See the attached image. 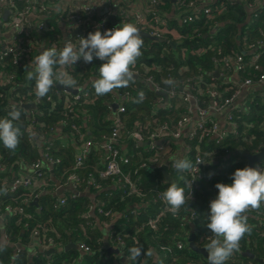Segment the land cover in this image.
I'll use <instances>...</instances> for the list:
<instances>
[{"label": "trees", "instance_id": "1", "mask_svg": "<svg viewBox=\"0 0 264 264\" xmlns=\"http://www.w3.org/2000/svg\"><path fill=\"white\" fill-rule=\"evenodd\" d=\"M164 1L168 5L166 11L170 6H174L172 0ZM27 2L28 0H19V10H25L29 6L34 8L38 5V3L28 4ZM57 6L58 4L53 0L50 7H46L45 10L40 11L41 9L35 8L37 14L44 16L43 21L50 23L52 30H46L43 33L33 32L31 39L34 41L43 39L46 48L53 44H58L62 48L63 45L64 34L59 24L61 16L54 9ZM92 6L94 8V4ZM124 7H126L124 0L118 1L111 8V16L105 13L104 5L98 8L102 14H107L109 18L114 16L118 26L121 24L118 9ZM81 10L80 14L85 21L91 22L85 8ZM98 13L99 11L93 17L94 21H98ZM248 15V9L240 0L231 5L224 15L204 20L197 25H180L174 17L170 18L169 15H166L165 21L181 31V40L177 42L176 46H172L168 42L143 39L142 55L132 69L133 72L137 71L138 75L133 77L127 87L115 90L108 95H96L97 100L94 102L75 104V113L70 114L67 118L64 116L65 108L63 106H57L56 110H52V102L61 98L60 92L63 91L57 86H54L47 94L52 97L53 101H49L45 96L44 104L41 107L42 114L33 113L30 117L26 107H17L21 111V117L15 123L23 132L20 144L13 152L6 149L0 142V165L5 168L4 173L0 172V218L5 219L4 225H0V238L4 232L10 241V244L5 245L2 250L0 249V264H71L79 257L78 252L74 249L58 252L53 257H48L44 253L33 254L34 257H32L29 255L32 250L28 248L22 252H16L13 248L14 243H22L25 247H31L41 245V243L48 245L50 240H53V244H51L53 248L57 249L66 250L69 240L86 246L89 252L85 254L83 264H126L129 249L132 247H142L146 253H151V255L141 256L138 264H208L204 256L190 248V239L194 236L195 246L203 249L209 242L207 238L211 232L207 229L206 224L208 223L207 216L210 215V201L218 193L215 184L218 182L231 183L234 171L244 168L248 164L247 160L237 155V152L244 151L254 155L264 148V90L256 88L253 93L247 91L241 103L236 106V109L240 108L234 113L238 131L236 136L227 139L220 146H216L213 139L203 142L201 146V156L205 162L203 177L194 176L196 180L195 198L189 200V207L186 204L177 216H173L167 207L159 201L158 193H162L172 182L185 187L191 180L188 172L179 173L176 169L171 168L169 179L166 182L163 181L160 169L157 172L153 170L156 172L153 173L154 176L161 180L159 182L154 180V176L148 178L144 173L145 170L135 174L136 169L140 166L138 163L148 159L144 155V157H140V161L133 158L131 165L122 166V171L133 177L138 190L144 195L142 197L124 191L122 187L117 188L113 179H106L100 181L102 188L100 192L91 190L90 195L91 193L96 194L95 200L88 194L74 197L72 193H67V206L61 207L57 206L58 201L50 195L42 196L39 199L41 207L39 212L34 205L21 203L24 197L32 198L30 192L10 195L8 181L12 179V173L19 174L20 169L26 163H28L26 165H32V163L41 160L39 152L41 145L31 140L33 134L26 132L33 123L37 127L34 136L41 138L42 129L47 134H54L55 130L60 128V122L67 121L68 125L64 126L61 132L63 136L54 139L56 146L53 153L55 158L62 160V163L55 169L54 176L63 183L67 175L74 172L75 158L81 153L80 145H77L75 150L71 148L69 142H64L68 141L66 135L72 134L79 138L84 134L87 136L85 132L87 131L89 139L96 140L110 134L111 108L116 100L123 101L125 94L128 93L132 96L130 102H123L127 106L124 120L128 129L132 132L140 131L139 125L147 126L149 133H153L163 125L174 126L184 117L189 103L183 100V96L190 90L188 87L190 85L196 86L197 91L194 97L197 99L198 108L204 110L210 109L213 105V99L209 93L212 89L219 90L217 101L231 97L240 85L228 79L232 68H225L221 60L224 57L239 55L247 59L249 55H245V51L248 52L252 44L264 42V16L257 21L252 20V23H248ZM108 28H115L110 20ZM249 28L253 31L250 34L247 33ZM214 31L215 34H212ZM1 45L0 43V49ZM260 51L264 52V49ZM0 60H2L0 67H6L10 73L16 74L19 79L22 78V83L23 80L28 82L24 70L13 64L11 56H0ZM102 63L103 61L94 58L93 62L76 67L72 76L78 81L77 88L87 84V87H91L95 93L91 81L98 77V69ZM215 71L222 73L225 79L216 78ZM250 73L247 77L255 79L256 72ZM149 78H153L158 84L160 93H156L154 88L147 83ZM166 79H171L174 83L166 85L164 83ZM187 81L192 82L187 83ZM63 87L70 91L77 89ZM14 88V86H8L0 94V112L10 101H19L18 93L14 91ZM173 91L178 93L176 98L171 96ZM141 92L143 93L142 100L139 95ZM161 93L168 96V102H165V97L160 95ZM70 97L72 99L73 96ZM137 100L140 102H136ZM246 111L249 112L250 119L247 118ZM71 125H79L80 128L77 129L79 133L71 130ZM94 131H97L98 135H95ZM70 142L73 143V141ZM93 156H96L95 160L99 159V156L103 160L104 152H96ZM92 157L88 160L90 162L86 167L78 172L81 185L79 189L82 193L90 188L91 178H97L100 171L97 168V161L91 162ZM256 167L263 168L264 162ZM41 170L42 173H46L43 168ZM181 176L184 177L183 180L180 179ZM157 184L159 186H156ZM112 186L113 188H111ZM9 205L23 208L25 213L10 217L5 210ZM93 209L96 211L91 215ZM98 209L103 212L99 213ZM108 213L109 215H107ZM192 213H196L198 216L195 221H190L189 216ZM159 214H161V218L154 231L147 227V223ZM118 215L123 217L114 225L112 230L114 236L108 237L107 241L109 247L119 249V254L111 253L108 256L106 237L96 228V221H100L104 226L111 225ZM247 217L252 231L244 237L239 252L235 253L227 264H264V206L259 210L248 212ZM84 227L86 236L83 237L80 234ZM120 241L125 244L120 245ZM180 243L184 247L183 250L178 249ZM246 253L253 255L258 261L250 259L245 255Z\"/></svg>", "mask_w": 264, "mask_h": 264}, {"label": "built area", "instance_id": "2", "mask_svg": "<svg viewBox=\"0 0 264 264\" xmlns=\"http://www.w3.org/2000/svg\"><path fill=\"white\" fill-rule=\"evenodd\" d=\"M52 1L53 0H28V4L38 3V5L34 6V8L29 6L25 10L21 11L18 8L19 0H0V8L7 7L9 9L10 19L6 28H8L12 33L11 39L1 45L0 56H11L13 58V64L22 68L25 75V66L29 65L32 59H34L40 51H43V48H46L44 46L43 39L34 41L31 39V34L33 32L43 33L46 30H52L50 23L44 22V16L37 14L36 9H41L40 11L45 10L46 7H50ZM118 1L120 0H99L102 4H96V0H54V2L58 4V6L54 9L59 12V15L61 16L59 17V24L61 27L63 24L66 27V32L63 33L64 41L62 47L64 46L65 39H71L73 44L78 45L80 37H87L85 34L94 32L97 29H99L102 33L111 29L108 28V21L111 18H109L108 15H112L110 12L111 8L114 4H117ZM172 1L174 3L172 8L176 15L175 19L178 20L180 25H197L204 20H211L215 17H220L229 10L231 5L239 2V0ZM240 1L243 2L248 9L251 17L250 23L253 22L252 20L257 21L264 16V4L263 2L260 3V0ZM124 2L126 7L122 9L117 8L121 16L120 23H132L136 25L140 31L148 34L154 40H166L169 43L175 44H178L177 42L181 40V31L176 27H172L165 21L167 17L166 15H168V11H166L168 5L164 0H124ZM91 4H94V8ZM90 5L91 7L87 8ZM103 5L105 13L108 15L105 13L102 14L98 8ZM83 8H85V10L89 13L91 22H86L84 17L80 14L82 11L81 9ZM97 11H99L97 14L98 21H94L93 17ZM79 32L80 34H78ZM252 32L253 31L249 28L247 33L250 34ZM53 45H55L57 49H60L58 44ZM53 45H51V47ZM262 49H264V42H257L256 44H252L248 52L245 51V55H249L247 59L239 55L237 57H224L221 60V63L225 66V68H232V72L235 75H239L241 80L239 84L240 87L231 97L224 100L220 99V101H217L219 90H210L209 93L213 99V105L210 109L204 110L198 108L197 99L194 97L197 88H195L196 86L193 87V85L188 86L190 90L183 96V100L189 103V106L184 113V117L174 126L163 125L153 133H149L147 126L142 127L139 125L138 128L141 129L140 131H130L124 120V117L127 114V106L126 103L123 102H130L132 99V96L127 93L122 99L123 101L118 99L113 103V107L111 108L112 127L110 134L96 140H90L87 131L85 130L84 131L87 136L84 134V136L81 135L79 138L75 135L67 134L66 136L68 141H73L75 145H80L81 153L75 158L74 172L67 175L65 182L62 183L57 179L58 185L60 183V187H63L62 192L68 191L69 193H72L74 197L78 196H75L73 192H71L72 190L79 195L84 194V192L82 193L79 189L81 185L78 172L80 169L86 167L88 160L96 152H104L103 160H101L104 165L98 172V177L91 178L90 189L100 192L102 189L100 181L113 179L117 188L122 187L124 188V191H128L131 194H138L142 197L144 195L138 190L136 182L133 180L131 174H125L122 171V166L131 165V160L136 157V155L124 152V144L128 143L136 150H139V147L144 144H149L148 149L142 151V155H147L148 159L140 164V166L136 169L135 174L141 170L151 169L157 171L158 169H161L166 162H170L173 159L175 145L179 144L181 146L180 149L183 151L181 158L189 159L194 165L198 161L203 162L197 165L199 170L194 168L191 172H188L191 180L185 187H183L186 197H190V200H193L195 198L196 188V180L194 176L202 178V172L205 167V162L201 156V146L203 142L208 139H213L215 141V145L220 146L227 139L236 136L238 131L235 125L234 113L240 110V108L236 109V106L241 103L244 98L242 95L243 89L252 91V93L256 91V88L257 90H264V52L260 51ZM0 61L2 62V60ZM85 65H87V63H85L83 58H81L75 65L69 68L68 71L72 75L76 67H82ZM250 72H256L255 79L247 77ZM133 73L135 77L138 75L137 71H134ZM257 73L260 74L257 75ZM220 77L223 78V80L225 79L222 73ZM21 80L22 78L19 79L16 74L10 73L6 70V67H0V94L8 86H14V91L18 93L17 97L19 98V101L17 102L10 101L8 105L1 110L0 118H4V115L11 110L13 105L16 107H26V109L27 106H30L27 109L30 113V117L33 113L42 114L41 107L44 104L45 97L38 98L35 95L34 81L28 79V82L23 80L22 83ZM190 82L192 81H187V83ZM147 83L154 88L156 93H160V88L153 78H149ZM58 85L59 84L57 83L56 86L58 87ZM82 86L84 87H79L71 91L63 88V91L60 92L61 98L54 101L51 96L46 95L49 101H53L52 110H56L57 106H63L65 108L64 116L67 118L70 114L75 113V104L96 101L97 96L93 93L92 88L87 87V84ZM162 94L163 93L160 95ZM70 96H73L72 99ZM171 96L172 98H176L178 93L173 91L171 92ZM164 105L167 104L164 103ZM245 114L247 115V118L250 119L249 112L246 111ZM194 115L197 117L196 121H194ZM220 121L225 122L228 129H231L229 131L228 129L226 131L221 130ZM67 125V121L60 122V131L62 132L64 129L63 127ZM70 127L71 130L79 133V130H77L80 128L79 125H71ZM36 130L37 127L33 123L28 127L26 132L33 134L31 140L38 142L41 145V148L39 149L41 160L32 163V165H26L28 164L26 163V166L24 165L22 167L23 172L8 181L10 195L20 194L23 192H30L32 194V198H22L21 203L23 205L31 204L39 197L41 198L42 196L47 195L46 193L52 192L54 181L51 180V177L49 176L50 171H55L57 166L62 163L60 158H55L53 156L56 142H54V139L49 140L48 138L49 135L54 137L53 133L47 134L42 129L40 132L41 138H38L34 136ZM62 136L63 134L60 133L59 137ZM159 141H161L162 144L156 145ZM178 150L179 147L175 149V154ZM42 168L46 171V173H42ZM171 168L175 169L173 164ZM262 169H264V167ZM4 170L5 168L0 165V172L4 173ZM13 174L15 173L13 172ZM54 178L56 179L55 176ZM64 188H67L68 190H65ZM121 191L124 193L123 190ZM160 194L161 193H158V199L164 206H166L161 200ZM57 201V206L65 207L67 206L68 198L59 199ZM5 210L6 214L10 217L23 215L25 213L23 208L13 207L11 205L7 206ZM94 211H96V209ZM98 212L102 213L103 210L98 209ZM107 215H109V213ZM160 218L161 214L151 218L147 223V227L155 231ZM189 218L190 221H195L198 219V216L196 213H192ZM1 219L2 218H0V221ZM4 221L2 225H4ZM112 236H114L113 231H109L107 238ZM5 240V242L10 244L9 237L7 235H5ZM49 243L50 244L48 245H44L42 243L41 245L38 244L39 249H37V253H39V250L42 253L50 251L53 248L51 245L53 244V240H50ZM119 244L124 245L125 243L120 241ZM183 248L184 247L181 243L178 244L179 250H183ZM80 249H82L86 254L89 252V249L86 246H80ZM112 249L116 250L117 248ZM60 250L64 249L60 248Z\"/></svg>", "mask_w": 264, "mask_h": 264}, {"label": "clouds", "instance_id": "3", "mask_svg": "<svg viewBox=\"0 0 264 264\" xmlns=\"http://www.w3.org/2000/svg\"><path fill=\"white\" fill-rule=\"evenodd\" d=\"M96 4L102 3L96 0ZM143 44L140 30L132 23H121L103 33L97 29L86 38L80 37L78 45L73 44L71 39H65L64 46L60 49L55 45L43 48L25 66L26 77L35 82V95L43 98L57 83L66 88H77L78 81L68 69L81 58L85 63H91L97 58L103 63L99 66L98 77L91 81L92 87L97 96L108 95L127 87L133 80L132 69L142 55ZM164 83L172 85L174 81L166 79ZM139 95L142 100L143 93ZM20 117L21 111L13 105L7 116L0 118V142L9 151L16 150L23 135L15 123ZM173 161V166L179 173L191 172L194 168L199 170L197 165L203 163L198 161L194 165L189 159L181 157H173ZM180 179L183 180L184 177L181 176ZM231 181L216 183L218 193L210 201L206 227L211 235L205 246L208 264H227L239 252L241 241L252 231L247 222V213L264 206V169L251 166L238 168L232 174ZM160 197L173 216H177L186 204L189 207L190 197H186L184 188L176 182L170 183ZM146 254L151 255L142 247H132L126 264H138L140 257Z\"/></svg>", "mask_w": 264, "mask_h": 264}, {"label": "crops", "instance_id": "4", "mask_svg": "<svg viewBox=\"0 0 264 264\" xmlns=\"http://www.w3.org/2000/svg\"><path fill=\"white\" fill-rule=\"evenodd\" d=\"M261 2H263V4H264V0H260V3ZM168 11V15H169V17L170 18H176V15H175V12H174V10H173V8L170 6V8L167 10ZM111 12V11H110ZM249 17L248 18H251L250 17V15H248ZM8 18H9V9L7 8V7H1L0 8V27H1V29H2V31L0 32V43L1 44H3V43H5L7 40H9V39H11V37H12V33L10 32V30L8 29V28H6V25L8 24ZM224 25H226V24H224ZM223 25V26H224ZM61 29H62V31H63V33H65L66 32V27H65V25L63 24V26L61 27ZM233 71V70H232ZM215 72H218V71H215ZM219 73V72H218ZM221 74L219 73V76H220ZM230 76H229V80L230 81H235L236 83H238V84H240V77H239V75H235L233 72H231L230 74H229ZM246 93H247V90L246 89H243V91H242V95L243 96H245L246 95ZM165 97V96H164ZM165 101L166 102H168V96L166 95V97H165ZM196 119H197V117L194 115V121H196ZM97 125V124H96ZM98 126V125H97ZM98 127H100V126H98ZM220 127H221V130H223V131H226L227 129H228V126H227V124L225 123V122H221L220 121ZM56 132L53 134L54 135V137H52L51 135H49V140H51V139H57V137H59V134L61 133V131H60V128H58V129H56L55 130ZM94 133H95V135H98L97 134V131H94ZM87 134H88V132H87ZM64 142H69L70 143V145H71V148H73V149H75L76 150V148H77V145H75L74 143H71L70 141H64ZM162 144V142L161 141H159L156 145H161ZM63 145H65L64 143H63ZM65 146H68V145H65ZM148 146H149V144H144V145H142V146H140L139 147V150H136V149H134L130 144H128V143H125L124 144V152H127L128 154H132V155H136V157H135V159H137V160H141L140 159V157H144L143 155H142V151H145V149H148ZM69 147V146H68ZM179 147V150H178V152L175 154V149L176 148H178ZM180 145L179 144H176L175 145V148H174V157H182V155H183V151L180 149ZM146 157H148L147 155H146ZM95 158H96V156H93L92 157V161L91 162H96L97 161V168H98V170H101L102 169V167H103V165H104V163L101 161V156H99V159H96L95 160ZM143 161V160H142ZM90 161H88V163H89ZM142 163V162H141ZM141 163H138L139 165L141 164ZM174 163V161H173V159L170 161V162H166L165 163V165L164 166H167L168 167V170H167V173H168V179H169V171L171 170V166H172V164ZM21 170V172L19 173V174H17V173H15V174H13L12 173V179L15 177V176H17V175H20L22 172H23V169L21 168L20 169ZM49 170H51V169H49ZM157 172V171H156ZM156 172H153V170H151V169H147V170H145V174L147 175V177L149 178V176H154V174L153 173H156ZM160 173V172H159ZM99 174V173H98ZM161 174V176L163 177V181L164 182H166L168 179H166L165 177H164V175L162 174V173H160ZM49 176L51 177V180H53L54 181V185H53V187H52V192H50V193H46L47 195H50V197H53V199H56V201L57 200H61V199H63V198H67L66 196H67V193H69L68 191H64V192H62V188L63 187H60V183H59V185H58V180L57 179H55L54 178V170H51L50 171V174H49ZM161 177V178H162ZM154 180H156V182H159V181H161V180H159L156 176H154ZM158 185V184H157ZM111 188H113V186L111 187ZM65 190H68L67 188H64ZM91 190L92 189H87L86 191H84V194L85 195H89L93 200H95L96 198V194L94 193V194H92L91 193V195H90V192H91ZM92 191H94V192H96L95 190H92ZM54 193V194H53ZM47 195H44V196H47ZM39 199H40V197L38 198V199H36V200H38V206H35L36 208H37V210L40 212L41 211V207H40V204H39ZM35 201V200H34ZM33 203V202H32ZM31 203V204H32ZM93 214H95V211H94V209L92 210V212H91V215H93ZM122 217H121V215H118V216H116V218L114 219V221H113V223L111 224V225H107V226H104L100 221H96V228H98L99 229V231L100 232H102L104 235H105V237H106V240H105V244H106V246H107V248H108V250L109 249H112L111 247H109L108 246V241H107V236H108V234H109V231H112L113 230V228H114V225L117 223V221H119L120 219H121ZM3 221H4V218H2L1 219V224H3ZM0 224V225H1ZM1 226H3V225H1ZM2 228V227H1ZM85 233H86V228L84 227V228H82L81 229V236H86L85 235ZM192 238V237H191ZM6 240H5V234H4V232H2V235H1V238H0V249L2 250V248H4V246L5 245H8V243L7 242H5ZM70 243H73L75 246H78V248H76V247H74V248H71V249H74V250H76L77 252H78V254H79V257L77 258V260L75 261V262H71V264H83V262H84V257H85V252L82 250V249H80V246H81V243H78V242H74V241H72V240H69V242H68V244H67V246L70 244ZM13 248H14V251H16V252H22V251H24V250H27V248L28 249H30V250H32V251H30L29 252V255L30 256H32V257H34V255H37L38 253H37V249H39L38 248V245H34V246H31V247H25V246H23L22 245V243H14L13 244ZM68 250H70V249H67V250H60V249H57V248H52L50 251H48V252H51V254H48V252L47 253H44L45 255H47L48 257H53L54 255H56L58 252H62V251H68ZM114 250V249H113ZM116 250H119V249H116ZM39 253H42V252H40V250H39ZM34 254V255H33ZM108 256H109V252H108ZM251 259V258H250ZM252 259H254L255 261H258V259H255L254 257L252 258Z\"/></svg>", "mask_w": 264, "mask_h": 264}, {"label": "water", "instance_id": "5", "mask_svg": "<svg viewBox=\"0 0 264 264\" xmlns=\"http://www.w3.org/2000/svg\"><path fill=\"white\" fill-rule=\"evenodd\" d=\"M250 20H251V18L248 19V23H250ZM110 21H111V23L113 24L114 27H117V23H116V21H115L114 16H112V17L110 18ZM140 33H141L143 39L154 40V39H153L152 37H150L148 34L142 32V31H140ZM78 34H80V32H79ZM213 34H215V31L213 32ZM87 35H88V34H85V36H87ZM161 42H167V41H166V40H161ZM168 44H169V45H172V46H176L175 43H169V42H168ZM214 76H215L216 78L220 77L218 72H215V73H214ZM58 88H59V89H63L64 87L61 86V85H58ZM75 93H76V92H75ZM162 96H165V97H166L165 94H162ZM29 107H30V106H27V109H28ZM31 107H33V106H31ZM115 108H116V106H115ZM237 155L240 156V157H243L245 160H247V163H248L247 166L256 167L258 164H261V163L264 162V148L261 149L260 152H258L257 154H254V155L247 154V153H245L244 151H238V152H237ZM167 170H168V167H167V166H163V167L160 169V172L164 175V177H165L166 179H168V176H167V175H168ZM71 192H73V194H74L75 196H78V197L81 196V195L77 194V193H76L75 191H73V190H72ZM32 205H34V206H38V200H35V201L32 203ZM0 224H1V222H0ZM194 240H195V237L192 236V238L190 239V248H192L195 252L201 254L202 256H204V257L207 259V252L205 251V249H203V248H197V247L195 246V244H194ZM74 247L78 248V246H75L73 243H70V244L66 247V250H67V249L74 248ZM51 252H52V251H51ZM51 252H48V254H51ZM108 252H109V256H110L111 253L119 254V250L109 249ZM245 255L249 256L251 259L254 257V256L251 255L250 253H246Z\"/></svg>", "mask_w": 264, "mask_h": 264}]
</instances>
